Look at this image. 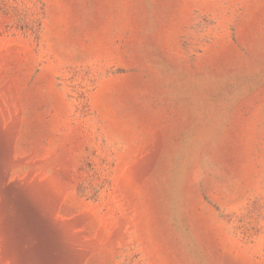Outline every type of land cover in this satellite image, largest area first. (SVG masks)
<instances>
[{"label":"rangeland","instance_id":"obj_1","mask_svg":"<svg viewBox=\"0 0 264 264\" xmlns=\"http://www.w3.org/2000/svg\"><path fill=\"white\" fill-rule=\"evenodd\" d=\"M0 264H264V0H0Z\"/></svg>","mask_w":264,"mask_h":264}]
</instances>
